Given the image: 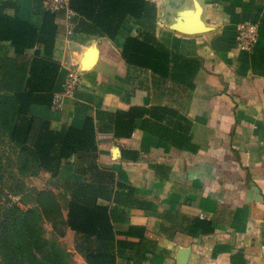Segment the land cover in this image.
<instances>
[{
	"label": "crops",
	"instance_id": "1",
	"mask_svg": "<svg viewBox=\"0 0 264 264\" xmlns=\"http://www.w3.org/2000/svg\"><path fill=\"white\" fill-rule=\"evenodd\" d=\"M6 1L17 5L7 14L40 26L42 0ZM147 1L153 14L126 15L111 39L77 41L66 33L76 14L64 19L52 100L29 114L54 131L92 118L87 180L95 204L106 207L114 264H264V0ZM248 20L258 25L257 40L243 50L235 31ZM140 32L179 56L167 76L123 57L126 38ZM33 51L14 55L16 63ZM69 69L80 80L58 106L54 94ZM118 111L133 127L119 137ZM64 239L86 264L75 232L66 228ZM91 239L90 248L99 247Z\"/></svg>",
	"mask_w": 264,
	"mask_h": 264
},
{
	"label": "trees",
	"instance_id": "2",
	"mask_svg": "<svg viewBox=\"0 0 264 264\" xmlns=\"http://www.w3.org/2000/svg\"><path fill=\"white\" fill-rule=\"evenodd\" d=\"M8 5L17 9L16 3L0 0V78L9 74L11 82L19 84L12 85L10 92H0V147L6 144L15 153L14 158L0 153V197L5 192L16 196L30 191L33 206L22 209L12 199L0 202V264L23 263L17 259L20 247L14 244L16 225L25 231L22 237L27 243L28 239L40 238L34 235L32 222L62 217L55 196L45 190L32 191L25 183L26 177L36 175L41 169L63 188L64 224L77 235L75 249L86 264H114L106 207L95 204L98 193L90 189L87 180L86 171L94 167L96 151L92 118L86 117L80 129L67 126L54 131L45 120H35L29 114L31 105L50 104L52 100L59 69L53 59V48L56 36L64 28L65 14L44 11L41 24L36 28L21 20L17 13L7 14ZM69 6L77 16L70 36L81 42L91 37L114 38L126 15L139 17L155 11L154 4L147 0H70ZM28 49H34L31 59L17 64L14 55H21ZM121 52L127 63L149 68L163 76L173 68L170 66L173 59L179 58L149 32L126 38ZM182 60L192 62V59ZM117 116L113 134L117 137L129 134L133 127L124 122V113L118 111ZM29 167L34 170L27 173ZM92 236L98 242L96 249L90 248ZM53 244L63 256H68L59 242L54 240Z\"/></svg>",
	"mask_w": 264,
	"mask_h": 264
},
{
	"label": "rangeland",
	"instance_id": "3",
	"mask_svg": "<svg viewBox=\"0 0 264 264\" xmlns=\"http://www.w3.org/2000/svg\"><path fill=\"white\" fill-rule=\"evenodd\" d=\"M11 77H14V75ZM11 79L9 74L4 78H0V92H10L12 85L19 84L17 81L11 82ZM9 104H11V101H9ZM0 150V153L4 156H10V158L15 157V153L11 152V149L6 144L2 145ZM32 170L34 169L29 167L26 172L28 173ZM25 183L32 191L45 190L55 196L59 200L62 217L60 216L54 221L35 220L32 222V231L34 235H38L40 238H35L34 240L28 239L29 242L27 243L25 242V237H22L25 236V231L16 225V229L13 232L15 236L14 244L20 247L17 259H21L22 264H79L78 260L74 257V253L68 250V248H71V245H68L64 239L66 226L63 218H65L66 209L63 188L56 185L55 181L49 175H40L39 171L36 175L26 177ZM32 197L33 194L30 191L16 196L9 195L5 192L1 194L0 202H8L12 199L17 202L20 208L26 209L33 206ZM54 240L59 242L61 248L68 253V256H63L62 253L56 250L53 244ZM57 255L58 258H56ZM69 260L70 262H68Z\"/></svg>",
	"mask_w": 264,
	"mask_h": 264
},
{
	"label": "built area",
	"instance_id": "4",
	"mask_svg": "<svg viewBox=\"0 0 264 264\" xmlns=\"http://www.w3.org/2000/svg\"><path fill=\"white\" fill-rule=\"evenodd\" d=\"M70 0H42V7L44 11L56 12L63 11L65 20L67 21L70 14L74 12L69 6ZM71 24V23H70ZM66 29V33H71L72 27ZM258 25L255 21H242L236 28V46L239 49L249 50L257 40ZM80 80V74L75 69H69L66 73L65 81L61 92L54 94V102L59 106L61 100L65 96H73Z\"/></svg>",
	"mask_w": 264,
	"mask_h": 264
}]
</instances>
